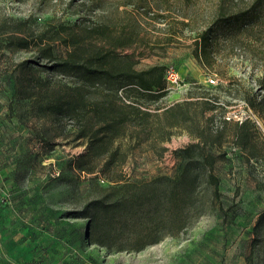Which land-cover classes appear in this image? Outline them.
Wrapping results in <instances>:
<instances>
[{
  "label": "rangeland",
  "instance_id": "1",
  "mask_svg": "<svg viewBox=\"0 0 264 264\" xmlns=\"http://www.w3.org/2000/svg\"><path fill=\"white\" fill-rule=\"evenodd\" d=\"M17 19L28 21L34 43L46 34L41 44L50 45L54 60L34 50L7 49L6 36ZM96 23L109 25L115 38H125L117 48L121 59L131 57L138 71L164 68L167 81L158 98L120 91L124 102L154 116L144 127L132 119L117 141L125 160L109 176L122 174L138 182L173 176L177 152L197 143L200 131L211 134L208 150L217 158L212 169L200 163L199 208L191 211L188 227L141 251L108 252L77 239L76 230L84 231L88 220L66 213L81 209L98 193L92 175L66 162L85 154L89 145L77 139L81 124L76 117L42 110L78 80L74 71L55 66L73 48L60 27ZM205 32L211 33L213 48L202 63L196 50ZM84 44L112 46L102 36ZM171 71L176 83L168 79ZM113 87L103 84L94 91L95 100ZM201 97L217 109L195 103ZM246 97L257 100L258 111ZM170 108L192 119L176 113L170 123V114H164ZM191 124L197 133L188 129ZM241 130L248 132L247 147L236 138ZM210 173L218 180L219 195ZM99 180L107 184L106 177ZM17 199L37 203L36 212L28 206L21 214L28 222L45 213L53 230L67 228L59 239L64 247L57 249L61 264H264V0H0V204ZM8 218L11 222L2 228L11 234L17 220ZM123 222L121 234L130 237L148 219L143 211L137 216L127 212Z\"/></svg>",
  "mask_w": 264,
  "mask_h": 264
},
{
  "label": "trees",
  "instance_id": "2",
  "mask_svg": "<svg viewBox=\"0 0 264 264\" xmlns=\"http://www.w3.org/2000/svg\"><path fill=\"white\" fill-rule=\"evenodd\" d=\"M13 23L15 30L6 36L8 50H34L38 55L50 61L54 60V52L50 45L41 44L44 42L42 37L45 38L46 34L39 36L40 43H34L33 33L30 32L31 30H26L29 29L27 20L17 19ZM109 28L110 26L104 23H96L90 28L79 25L60 27L71 40L73 48L66 53L64 62L55 66L74 71L78 74V80L75 86L68 87L70 92L67 91L65 96H59L53 104H45L42 110L49 109L57 115L61 113L64 117H76L81 124L76 130L77 139H82L89 145L85 154L72 157L66 162L70 168L92 175L90 179L96 182L94 185L98 193L81 209L66 213L68 218L88 220L84 231L82 228L76 230L77 239L81 242L87 240L90 245L105 248L108 252L141 251L159 243L164 236H175L188 227V224L186 226L185 224L188 223L191 211L199 208L195 193L200 177L198 172L200 163L207 164L212 169L217 158L211 150H208L207 140L212 139L211 134L205 136L200 131L198 132L200 140L197 143L177 152L178 165L173 176H158L148 182L131 181L122 174L109 176L115 165L125 160L117 141L125 135L126 127L132 119L144 127L149 123L151 116H154L148 110L124 102L119 96L120 91L127 93L132 90L137 91L141 96L158 98L164 95L167 87L164 68L153 67L147 71H138L131 57L127 56L123 59L119 57L117 48L125 45V38H115ZM55 35L62 39L61 32H56ZM97 36L110 39L112 46L94 48L84 44ZM130 37L131 35L128 38ZM51 40L55 38L51 37ZM64 42H66L65 38ZM212 48L211 33L205 32L196 50L197 57L202 63L208 59ZM31 82L32 79L28 78L29 85ZM103 84L115 87L109 92L100 94L101 97L103 96L101 99L95 100L94 91L103 88ZM92 95L93 100H91ZM245 99L251 108L258 111L255 98ZM197 101L195 103L209 111L217 109L216 104L203 97ZM174 111L170 108L164 112L170 114L171 117L167 118L170 123L176 113L184 119H192L186 111ZM192 125L188 129L197 133L195 131L198 130H193ZM155 128L160 130L159 127L155 126ZM219 137H221L220 133L214 139ZM236 138L243 147L248 146L247 131H239ZM196 152L198 156H195ZM100 176L106 177V185L100 183ZM209 178L216 187L215 195H219L216 176L210 173ZM140 211L147 216V225H142L130 237H124L121 234V226L124 225L126 213L132 212L133 216H137ZM67 231V228L61 230L60 236H65Z\"/></svg>",
  "mask_w": 264,
  "mask_h": 264
},
{
  "label": "crops",
  "instance_id": "3",
  "mask_svg": "<svg viewBox=\"0 0 264 264\" xmlns=\"http://www.w3.org/2000/svg\"><path fill=\"white\" fill-rule=\"evenodd\" d=\"M25 200H3V204H0V264H50V257L54 255L52 264H61L57 249L64 246L59 242V232L51 228L50 218L45 220L42 217L47 218L45 213H36L29 222L25 220V208L32 206L35 212L38 208L36 202ZM8 217L17 220L12 222L15 231L11 234L2 228V225L11 222ZM19 221L24 223V228L20 227Z\"/></svg>",
  "mask_w": 264,
  "mask_h": 264
},
{
  "label": "built area",
  "instance_id": "4",
  "mask_svg": "<svg viewBox=\"0 0 264 264\" xmlns=\"http://www.w3.org/2000/svg\"><path fill=\"white\" fill-rule=\"evenodd\" d=\"M168 79L172 82V83H176L177 82V77L175 76L174 72H169V77ZM212 83H214L215 81L213 79L210 80Z\"/></svg>",
  "mask_w": 264,
  "mask_h": 264
}]
</instances>
